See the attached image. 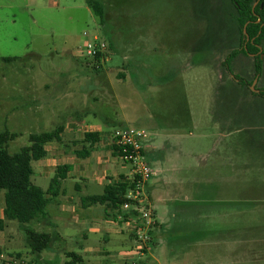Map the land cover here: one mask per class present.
Returning <instances> with one entry per match:
<instances>
[{"label":"rangeland","instance_id":"obj_1","mask_svg":"<svg viewBox=\"0 0 264 264\" xmlns=\"http://www.w3.org/2000/svg\"><path fill=\"white\" fill-rule=\"evenodd\" d=\"M97 1L103 22L86 0H0V133L18 134L8 146L14 154L31 134L84 124L72 126L45 175L33 162L32 181L47 190L58 166L89 146L84 133L99 130L88 125L101 126L104 138L144 130L145 159L157 171L146 193L160 228L137 257L129 227L108 219L105 206L82 202L104 189L75 176L62 182L45 219L5 221L0 254L11 264H65L70 252L78 264H264V99L253 94L264 88V63L256 79L252 57L235 58L232 72L247 88L222 66L238 43L231 4ZM94 37L108 46L106 63L85 53ZM223 116L233 121L222 138L214 118ZM28 229L49 234L50 248L32 253Z\"/></svg>","mask_w":264,"mask_h":264},{"label":"trees","instance_id":"obj_2","mask_svg":"<svg viewBox=\"0 0 264 264\" xmlns=\"http://www.w3.org/2000/svg\"><path fill=\"white\" fill-rule=\"evenodd\" d=\"M94 15L104 21L102 4L97 0H86ZM208 1V0H206ZM232 6L233 20L238 29V43L229 52L223 62L224 69L233 76L231 66L239 55L252 56L254 61L255 78L261 77L264 60V0H228ZM246 31V32H245ZM14 59V58H13ZM7 58L5 61H12ZM101 57L95 58L100 64ZM97 70L99 68H96ZM242 88H247L251 83L239 80ZM264 99V88L259 93H253ZM64 126H59L53 131L41 134H31L29 145L22 147L17 153H10L8 146L18 134L8 130L0 133V200L4 193V206L2 217L0 216V232L5 229V221H17L21 224H29L37 219H45L49 205L60 196L62 181L67 179L71 171L70 165H61L57 168L56 175L52 179L49 188L44 191L32 182L34 168L32 163L45 159L48 156L47 146L54 142H61ZM101 133H85L84 143L89 144L84 152H79L78 157L86 158L91 154V149L101 140ZM117 156V154L114 153ZM132 183L129 178L120 179L117 182L105 186L104 193L85 198L89 205L105 206L108 219L118 221L121 214L120 208L127 201L126 195L131 190ZM29 247L32 253H42L50 248L52 237L46 233H40L33 229L27 230ZM71 258L65 264H78L82 258L75 252L68 253Z\"/></svg>","mask_w":264,"mask_h":264},{"label":"built area","instance_id":"obj_3","mask_svg":"<svg viewBox=\"0 0 264 264\" xmlns=\"http://www.w3.org/2000/svg\"><path fill=\"white\" fill-rule=\"evenodd\" d=\"M87 34H85L86 36ZM87 57L94 59L101 57L100 63L108 60V46L99 37H94L84 46ZM148 135L144 130L135 128L117 129L109 134V145L115 158L127 165L131 174L129 180L132 183L131 190L127 193V201L121 206L119 223L129 227L130 235L137 242L135 252L137 257H144L152 241L151 232L156 226L153 219V209L150 198L146 193V185L156 176L157 171L151 168L145 159V140ZM12 259L0 254V264H11ZM135 264V263H133Z\"/></svg>","mask_w":264,"mask_h":264},{"label":"crops","instance_id":"obj_4","mask_svg":"<svg viewBox=\"0 0 264 264\" xmlns=\"http://www.w3.org/2000/svg\"><path fill=\"white\" fill-rule=\"evenodd\" d=\"M223 62H222V66H223ZM227 74H229V73L227 72ZM231 77H233V76H231ZM238 85H239V83H238ZM239 86H238V89H240ZM34 105L36 108L38 107L37 100L34 101ZM222 112H225L226 114L229 113L228 110L227 111L223 110ZM223 118L224 119H222L221 117L214 118L216 124H218L221 127V131L219 134L222 138L227 136V131L231 129L230 125L232 124V121H233L232 117H227V116L224 117L223 116ZM77 124L79 126L84 125V124H80L78 122L71 123L68 121L64 125H62V126H64V133L62 135V141L49 144L48 145L49 147L48 146L46 147L47 151H48V156L43 160L36 161L38 163L37 165L40 168H42V172H41L42 175H45L47 173V170L49 169V167L54 164V162L57 160V158H59V156L62 155L61 154L62 153L61 152L62 151L61 150V148H62L61 144L63 142H65V139H64L65 137H67L68 135H71L74 132L73 128L75 126H73V125H77ZM223 125H224V127H223ZM72 126H73V128H72ZM88 128H98L99 130H90L89 132H85V133H101L102 134L101 140L94 145V147L91 149V154L88 157H86V158L78 157L79 152H84L85 148L90 147V146L86 147L85 144L84 145L82 144L81 150L76 152L77 157H73V159L70 160L71 162H68V164H64V165H70L71 166V171L68 173L67 179L77 176L78 179L75 180L77 182L80 181L79 180V178H80L81 181L86 183V184H89V182H92L94 184V185H92V187L97 186V187H102L103 189H105V186L109 183L117 182L123 178H129L130 174H131L130 168L127 165H125V167L123 169H127L129 171V173L128 172L125 173L124 171H122V166L119 164V162H116L117 160L114 157V154L110 151L111 147L109 145L108 137L104 138L106 135H105L104 131L102 132L101 126H99V125H88ZM83 143H84V140H83ZM86 144H88V143H86ZM145 151H146V148H145ZM75 159L80 160V162H79L80 164H78L77 161H75ZM223 162H225V164H223L222 167L228 168V166L230 165L229 159H227L225 157ZM32 165H33V163H32ZM34 172H35V169H34ZM43 172H45V174ZM110 173H112V175H114V179L108 178V175H110ZM55 175H56V173H55ZM55 175H54V177H55ZM107 178H108V181H106ZM67 179H65V180H67ZM61 185H62V183H61ZM74 188L77 190H80L81 186L78 183H76ZM43 190L46 191L45 189H43ZM60 192H61V186H60ZM61 194H62V192L60 193V196H61ZM97 195H101V194H97ZM60 196L58 198L59 201H61ZM90 196H93V195H90ZM87 197H89V196H86L82 199V202H83L85 207L90 206L88 203L85 202V198H87ZM58 199L53 201L50 205H53L54 203H59ZM49 214L50 213L48 212L47 217L49 216ZM0 216L1 217L3 216L2 215V209H0ZM159 228H160V225L156 221L155 231H156V229L158 230ZM106 239L109 240V235L107 236ZM132 239H133V237H132Z\"/></svg>","mask_w":264,"mask_h":264},{"label":"flooded vegetation","instance_id":"obj_5","mask_svg":"<svg viewBox=\"0 0 264 264\" xmlns=\"http://www.w3.org/2000/svg\"><path fill=\"white\" fill-rule=\"evenodd\" d=\"M248 57H252V56H248ZM262 57H264V56H262ZM252 59H253V57H252ZM263 59V58H262ZM254 60V59H253ZM257 79V78H256ZM256 92L257 93H259V90H256Z\"/></svg>","mask_w":264,"mask_h":264},{"label":"water","instance_id":"obj_6","mask_svg":"<svg viewBox=\"0 0 264 264\" xmlns=\"http://www.w3.org/2000/svg\"><path fill=\"white\" fill-rule=\"evenodd\" d=\"M246 32V31H245Z\"/></svg>","mask_w":264,"mask_h":264}]
</instances>
